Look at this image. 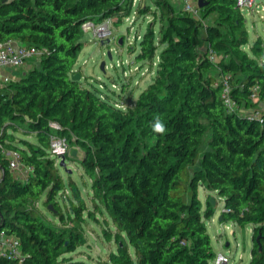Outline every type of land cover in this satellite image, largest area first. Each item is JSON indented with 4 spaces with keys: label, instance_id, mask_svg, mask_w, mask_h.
I'll return each instance as SVG.
<instances>
[{
    "label": "trees",
    "instance_id": "1",
    "mask_svg": "<svg viewBox=\"0 0 264 264\" xmlns=\"http://www.w3.org/2000/svg\"><path fill=\"white\" fill-rule=\"evenodd\" d=\"M202 2L198 18L171 0L136 8L155 9L136 60L158 62L153 81L123 109L71 75L84 46L81 24L128 15L132 0H0V42L46 49L38 65L0 85V141L34 168L15 179L0 153V225L20 240L25 256L0 264H87L67 254L86 243L83 224L96 214L113 225V232L102 231L116 249L95 264H210L215 253L205 221L217 201L213 206L207 196L202 206L199 186L222 199V222L251 225L249 264H264V126L222 102L224 80L238 107L264 102L258 60L264 42L249 44L236 0ZM208 49L226 57L211 61ZM51 121L68 145L83 151L78 162L90 179L91 208L50 156ZM157 122L163 132L155 130ZM15 132L34 134L36 143L16 145ZM66 185L64 214L56 198ZM42 196L61 225L34 208Z\"/></svg>",
    "mask_w": 264,
    "mask_h": 264
},
{
    "label": "rangeland",
    "instance_id": "2",
    "mask_svg": "<svg viewBox=\"0 0 264 264\" xmlns=\"http://www.w3.org/2000/svg\"><path fill=\"white\" fill-rule=\"evenodd\" d=\"M171 2L177 9H181V0H171ZM150 4V0H133L131 3L132 11L128 15L126 11L121 15H111L113 33L108 39L99 42L92 37L91 32H82L81 41L84 42V46L76 57L74 73L80 75L79 81L84 87L93 90L101 99L115 107L124 109L132 106L139 93L153 81L155 76L158 57L151 61L136 60L139 40L147 25L152 22V11L155 10L152 6H149L150 11L142 13L136 8L147 7ZM255 10L253 8L242 12L246 19L249 44L254 43L257 38H261L264 42V19L261 16L263 11L259 9L260 12H256ZM201 44L205 46L204 42ZM248 45L245 47L247 51ZM160 50L161 47L158 52ZM258 60L264 63V55L259 57ZM38 62L39 60L34 59L23 67H5L0 70V77L8 74L9 80H16L22 74L28 72L32 66L38 65ZM102 63H104L103 68H101ZM3 83L0 81V85ZM238 111L246 114H254L255 111H258L264 114V102H259L254 109L240 106ZM14 136V143L19 146L24 145L22 139L36 143L34 134L24 135L15 132ZM73 151H75V155H73ZM82 154L83 151L80 148L67 145L66 153L60 157V159H64L65 167L59 166L56 159L55 165L58 167L65 183L68 182V178H72L76 182L86 199L88 208H91L92 205L88 198V193L91 191L90 179L78 162ZM67 169L71 170L70 173ZM26 174L25 169L22 168L11 175L15 179H22ZM199 191L198 198L202 206H205L207 196H212L217 201L214 215L205 221L215 256L218 253L226 255L229 258V264H249L252 246L251 226L247 225L241 228L231 221H219L218 218L223 207L222 199L215 192L207 193L204 189H202V192L201 189ZM68 195H70V189L66 185L64 192L59 193L56 198L64 214L69 206ZM44 201L45 197L42 196L34 203V208L45 219L61 225L57 216L54 215L51 208L45 205ZM95 217H86L83 224V235L86 243L67 254L72 255L73 259L83 260L87 264H95L99 259H107L108 254L116 249L114 238L106 237L102 231L105 228L113 232V225L110 221L106 223L99 214H96ZM67 226H71V224L68 222ZM213 260L210 261V264H213Z\"/></svg>",
    "mask_w": 264,
    "mask_h": 264
},
{
    "label": "built area",
    "instance_id": "3",
    "mask_svg": "<svg viewBox=\"0 0 264 264\" xmlns=\"http://www.w3.org/2000/svg\"><path fill=\"white\" fill-rule=\"evenodd\" d=\"M236 4L242 12L243 10L249 11L254 8L256 12H258L259 9L263 11L261 16L264 14V6L258 7L257 0H236ZM181 9L196 18L199 17V7L197 6L196 0H181ZM81 29L83 32H91L92 37L100 42L108 39L112 35V20L110 17L97 23L87 20L81 24ZM45 51L46 49L44 47L20 45L12 39L0 42V70L5 67H23L31 60H38ZM208 57L211 61H218L226 56L216 54L211 49H208ZM7 80L8 77H4L3 81L6 82ZM250 89L251 98L256 99L259 86L257 84L253 85ZM229 92L230 87L228 82L224 80L222 102L227 110H236L238 109V105L236 101L231 98ZM252 115L258 118L259 123L264 126V114L255 111ZM49 126L51 128L49 134L50 156L54 157L57 162H59L60 157L64 156L66 153L68 143L66 139L58 133V131H60V125L57 122L51 121L49 122ZM0 153L7 158V168L11 174H15L20 169L24 168L27 173L25 177L22 178V180H24L27 175L33 171V166L25 165L21 154L17 150L6 149L1 141ZM24 257L20 240L14 235L7 233L3 228H0V258L10 259L20 263L24 260ZM213 264H229V258L222 253H218L214 257Z\"/></svg>",
    "mask_w": 264,
    "mask_h": 264
},
{
    "label": "water",
    "instance_id": "4",
    "mask_svg": "<svg viewBox=\"0 0 264 264\" xmlns=\"http://www.w3.org/2000/svg\"><path fill=\"white\" fill-rule=\"evenodd\" d=\"M196 3H197V6L200 8V7H202V5H203V2H202V0H196ZM104 67V63H102L101 64V68H103ZM71 78L73 79V80H79L80 79V75L79 74H75V73H72V75H71ZM76 153H75V151H73V155H75ZM65 165H66V163H65V161H64V159L63 158H61L60 159V161H59V166H61V167H65ZM68 170V172L70 173V169H67ZM209 201H210V203L213 205V206H215L216 205V202H215V199H214V197H210V199H209ZM49 208H51V206H49ZM219 221H221L222 220V216H221V214L219 215ZM2 226L0 225V228H1Z\"/></svg>",
    "mask_w": 264,
    "mask_h": 264
},
{
    "label": "crops",
    "instance_id": "5",
    "mask_svg": "<svg viewBox=\"0 0 264 264\" xmlns=\"http://www.w3.org/2000/svg\"><path fill=\"white\" fill-rule=\"evenodd\" d=\"M257 2H258V7H261V6H264V1H260V0H257ZM262 17H263V19H264V14L262 15ZM4 77H8L9 78V76H8V74H6V75H4V76H2V77H0V81H2V82H4L3 81V79H4ZM201 189V192H202V189H203V187L202 186H199L198 187V189H197V195L199 196V190ZM206 193V192H205ZM251 226V225H250Z\"/></svg>",
    "mask_w": 264,
    "mask_h": 264
},
{
    "label": "clouds",
    "instance_id": "6",
    "mask_svg": "<svg viewBox=\"0 0 264 264\" xmlns=\"http://www.w3.org/2000/svg\"><path fill=\"white\" fill-rule=\"evenodd\" d=\"M155 130L157 132H163L164 131L163 125L161 123L157 122L155 125Z\"/></svg>",
    "mask_w": 264,
    "mask_h": 264
}]
</instances>
